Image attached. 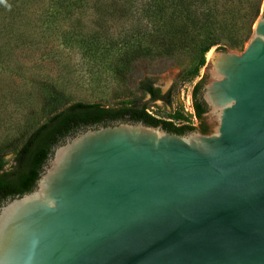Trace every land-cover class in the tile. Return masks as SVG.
I'll return each instance as SVG.
<instances>
[{"label":"water","instance_id":"obj_1","mask_svg":"<svg viewBox=\"0 0 264 264\" xmlns=\"http://www.w3.org/2000/svg\"><path fill=\"white\" fill-rule=\"evenodd\" d=\"M209 62L211 133L120 121L68 136L0 205V264H264V17Z\"/></svg>","mask_w":264,"mask_h":264},{"label":"trees","instance_id":"obj_2","mask_svg":"<svg viewBox=\"0 0 264 264\" xmlns=\"http://www.w3.org/2000/svg\"><path fill=\"white\" fill-rule=\"evenodd\" d=\"M263 3L264 0H0V75H44L37 67L51 64L60 55L56 42L80 49L102 72L111 75H133L138 60L176 58L188 50L197 53L199 67L214 46L243 48ZM200 87L201 83L195 85L193 101L195 113L202 119L206 108L195 95ZM140 88L153 98L158 96L159 90L150 77L141 80ZM53 100L54 106L44 116L31 119L28 130L6 142L2 152H13L14 163L6 168V161L0 157V205L32 191L53 149L83 128L113 124L132 114L148 125L164 123L169 131L178 134L195 129L150 115L147 105L139 104L138 99L125 100L124 106L118 108L100 102L58 104V98ZM200 130L208 133L209 126L201 124Z\"/></svg>","mask_w":264,"mask_h":264},{"label":"rangeland","instance_id":"obj_3","mask_svg":"<svg viewBox=\"0 0 264 264\" xmlns=\"http://www.w3.org/2000/svg\"><path fill=\"white\" fill-rule=\"evenodd\" d=\"M259 17H264L263 8ZM248 41L243 48L227 49L241 52ZM55 45L60 49V55L55 60L53 58L51 64L37 67L42 68L40 73L44 75H11L9 72L0 75V157L6 161V168L14 163L13 152H2L6 142L28 130L31 119L37 115L44 116L54 106L53 99L56 98L58 104L100 102L112 108L124 106L125 100L138 99L139 104L147 105L146 109L154 117L170 121L175 126L191 125L195 131H201V119L194 108L193 88L197 83L210 81L207 75L209 58L218 46L211 48L205 63L199 67L197 53L188 50L176 58L138 60L133 75H111L102 72L80 49L60 45L59 42ZM145 77H150L163 92L170 90V101H151L140 88ZM16 98L21 101L16 102ZM211 119V115H205L207 125ZM208 133H211L210 130Z\"/></svg>","mask_w":264,"mask_h":264},{"label":"flooded vegetation","instance_id":"obj_4","mask_svg":"<svg viewBox=\"0 0 264 264\" xmlns=\"http://www.w3.org/2000/svg\"><path fill=\"white\" fill-rule=\"evenodd\" d=\"M155 88H158V90H159L158 96H156V98H153V96L150 93L147 92V94L149 95V99L151 101H163V102H166V97L168 96V94H171L170 93V90H168L166 92H163L160 87L155 86ZM193 90H194V88H193ZM195 95H196V100H199V102H201L205 106V108H206L205 112L203 113V117L201 119V124H207L206 123V120H205V115L204 114L206 113V111L208 110V108H207V105L205 104V102L203 101V98H202V84H201V87L198 90V92L195 93ZM193 96H194V93H193ZM146 111L150 115H152L149 110L146 109ZM120 121H129V122H139V121H141V122H144L145 123V121H144L143 118L138 117V119H134L132 114H126V118L125 119H123V120L122 119H119L117 122H120ZM156 126H161L165 130L169 131V127L167 125H165L164 123H159ZM169 132H171V131H169ZM186 132H188V131H186ZM186 132H183V134H185Z\"/></svg>","mask_w":264,"mask_h":264}]
</instances>
